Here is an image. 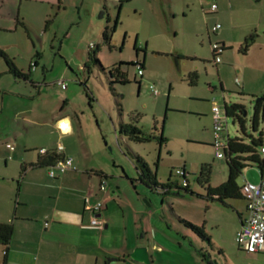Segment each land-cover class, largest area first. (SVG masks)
<instances>
[{"label": "rangeland", "instance_id": "rangeland-1", "mask_svg": "<svg viewBox=\"0 0 264 264\" xmlns=\"http://www.w3.org/2000/svg\"><path fill=\"white\" fill-rule=\"evenodd\" d=\"M211 4L217 6L215 12L209 11ZM1 22H8L11 28L0 30V49L19 71L36 72L31 77L42 83L43 90L38 97L35 87L23 86L20 79L13 82L12 74L2 73L9 71L0 57V88L33 94L26 101L7 97L11 104L0 115V124H5L2 129L9 133L15 126L21 128L17 121L23 114L11 120L10 115L24 105L60 112L68 103L65 111L72 116V109L82 110L83 138L89 151L97 152L90 159L94 164L100 162L109 183L116 181L128 189L144 207L147 201L136 196L131 182L138 177L134 155L156 172L158 183L169 180L173 187H181V178L174 171L185 169L195 195L173 189L169 195L176 199L168 204L155 193V220L173 237L179 222L172 213L191 223L205 214V198L197 196L205 195L206 186L197 181L200 166L210 165L212 185L228 175L225 158L215 156L210 142L212 99L221 108L224 102L240 103L246 111L244 131L236 119L227 117L228 137L248 140L249 135H261L264 140L262 112L255 130L251 125L254 102L264 94V0H0ZM215 23L221 27L213 32ZM106 24L113 28L108 44L102 38ZM250 35L255 41L245 49L244 39ZM221 41L226 48L216 65L210 44ZM88 53L100 65L91 64L88 69L84 65ZM135 60L143 61V76L128 64ZM121 61L125 64L120 65ZM117 64L129 79L125 84L108 75V68ZM192 72L196 74L194 84L188 79ZM127 122L150 135L149 141L138 143L121 135L119 125ZM161 131L164 141L159 144ZM26 138L42 145L50 140L32 129L28 136L20 132L19 144ZM67 138L66 142L72 140V136ZM27 151L28 156H36L35 149ZM248 168L256 170L255 165ZM12 171V165L5 168L0 157V176L9 177ZM240 181L239 176L237 183ZM10 188L12 184L0 179V204L11 197ZM217 208L225 218L233 216L230 207ZM205 232L211 238L209 250L213 245L221 248L212 252L215 264H264V252L243 251L230 231L216 236V228L206 226Z\"/></svg>", "mask_w": 264, "mask_h": 264}, {"label": "crops", "instance_id": "crops-1", "mask_svg": "<svg viewBox=\"0 0 264 264\" xmlns=\"http://www.w3.org/2000/svg\"><path fill=\"white\" fill-rule=\"evenodd\" d=\"M104 10L103 8L100 11V16ZM216 24L219 23L211 27L213 32L221 27L219 25L218 28L213 29ZM10 28L8 22L0 23L1 31ZM253 38L255 41L254 35ZM216 43H221L223 48H226L222 41ZM220 62L221 58L214 64ZM23 73L27 76L26 80L20 79L23 81V86L35 87V96L39 97L43 93L39 87L42 83L39 84L34 77H31V74L36 72ZM143 74L144 72L140 76ZM18 79L14 77L13 82H18ZM188 79L189 82L193 81L190 84L195 83L190 76ZM237 79L236 84H239L240 79ZM10 96L26 101L33 97V94L32 91L20 93L0 88V115L6 108H10L11 103L7 98ZM261 96L264 94L259 95ZM65 100L67 101V97ZM224 105L228 104L224 102ZM67 106L68 103H64L59 112L48 111L39 106L36 110V107L24 105L21 110L15 109V113L10 115L11 120L19 113L23 114L21 121H17L21 128L15 126V129L6 133L8 129H2L5 124H0V157L5 168L11 164L14 169V173L12 171L9 177L0 176V179L12 184L13 187L10 188L11 197L9 196L8 201L0 204V223L10 224L12 227L7 244H0V264H145L130 257V253L137 246L147 248L149 264H215L212 252L216 248L221 251V248L213 245L209 250L210 245L207 244L211 243V238L205 232L206 226L210 229L216 228V236L228 234L227 231H230L234 237L247 217L245 200L238 198L240 202L234 204L236 199H226L228 206L225 207L233 210V216L225 218L217 208L224 207L223 205L204 199L205 214L196 218L192 224L202 227L205 238L194 233L179 220V229L174 233L176 238L171 236L172 232L160 226L155 220L156 194L148 192L138 184L134 185L136 196L144 197L147 201L145 207L148 210L128 189H122L123 187L116 181L111 183L107 181V191L105 194H99L101 176L105 175L108 179V174L103 170L100 162L94 164L90 159L97 152H90L83 138L85 136L83 111L72 109V116L65 111ZM30 129L38 135L46 134L50 140L42 145L35 140L31 143L27 137L20 145V132L28 136ZM64 136L65 139L72 136V140L66 142ZM210 142L212 145V141ZM58 145L62 146L60 152L56 151ZM31 148L36 150L34 158L28 156L27 150ZM40 148H45L46 153H56L60 157L72 156V168L63 172L55 170V176L50 177L47 174L49 166L35 165L38 159L44 156L39 153ZM240 179L239 186L245 181L258 183L261 180V172L257 167L255 171L246 167ZM225 180L223 179L219 184ZM208 184L211 187L219 185H212L210 182ZM118 188L121 190L117 191ZM87 194L91 199L101 197L104 199V206L100 212L104 221L101 229L89 225L90 213L85 209L83 201L84 195ZM203 196L205 195L200 196V199H203ZM174 199L176 198L168 194L163 200L169 204ZM160 206L163 213V205ZM172 215L190 222L189 218L179 217L175 213ZM202 253L210 263L203 259Z\"/></svg>", "mask_w": 264, "mask_h": 264}, {"label": "trees", "instance_id": "trees-1", "mask_svg": "<svg viewBox=\"0 0 264 264\" xmlns=\"http://www.w3.org/2000/svg\"><path fill=\"white\" fill-rule=\"evenodd\" d=\"M117 17L118 16H116L115 18L114 25L117 22ZM112 30L113 28L109 27L108 24H106L102 31V38L106 44L110 42V32H112ZM253 41H254L253 35L246 37L243 42L244 48L247 49V47L250 46L253 43ZM216 44L221 48V50L224 49L222 46L223 44L221 43H216ZM135 50H138V49L135 48ZM212 56L213 57L220 56V54L215 53V52L213 54L212 52ZM0 57L3 58L5 64L7 65L9 73H11L16 78L24 79V80L27 79L26 74L19 71L14 66L10 58H8V56L1 49H0ZM91 64L100 65L97 57L94 54L90 55L88 53L86 61L84 62V65L88 69H90ZM119 64L120 65L125 64V62L121 61ZM119 64L113 65L111 68H108V75L110 78H115L114 82L125 84L129 81V79L126 73L121 70ZM128 64L134 65L137 70L140 69L143 72V67H144L143 61L135 60V61L129 62ZM138 75L140 76L141 74H138ZM189 76L192 79L196 77L194 73H191ZM190 82L193 83V81H190ZM137 84H139V81H137ZM261 112H262V115L264 116V96L258 97V100L257 101L255 100L254 102L253 114L251 117V125L254 130L257 127L259 115ZM225 113L227 116H231L234 119H236L242 131H244L245 118L242 116L243 107L241 104L231 103L229 105H225ZM119 133L121 135H124L127 139L134 141V142H138V143L149 141V139L151 138L150 135H145L144 132L141 129H139V127H137L133 122H127V123L120 124ZM163 141H164V136L161 131L158 137V143L162 144ZM262 146H264V140L261 135L258 137L249 135L248 140H244L242 137H238V136H234V137L227 136V144H226V147L224 148V156H223L225 158V163H226L227 170H228L227 178L224 182H222L221 184L217 186H214V187L209 186L208 182H209V176H210V165L202 164L200 166L197 181L199 183H204L206 185L205 186L206 194L203 197L205 199H208L209 201L217 202L223 206H228L226 202V199L228 198L230 199L243 198L244 199V197L242 196L240 192L241 186L238 185L237 179L239 176L242 175L243 170L250 165H255L261 172V179L264 178V170H263L264 160L261 158V155H260V149ZM45 153H44V156L38 159L37 163L35 164L36 166H51L53 165L55 161L61 158L56 153H52V152L51 153L48 152L46 154ZM134 156H135V160L137 163L136 169L138 170V177L136 179H131V182L133 185L138 184L140 185V187H142L143 189H146L148 192H151L154 194L157 193V194L162 195L163 197L166 196L167 194L172 193L171 190L173 189L176 190L175 192L181 189L185 192H188L189 194L195 195V193L188 186L187 179L185 177L187 172H185L184 169H181L182 174L178 175L181 178V187H178V186L173 187L172 183L169 180L166 182H161V183L156 182L155 180L156 172L154 171L152 173L149 170L146 163H144L137 155H134ZM155 165H157V162L155 163ZM101 178H102L101 180L106 181V184H107L106 191H107V188H108L107 176L102 175ZM98 192L99 194H105V192L99 191V186H98ZM176 195H179V194H176ZM197 196H202V195H197ZM101 198L103 199V197ZM178 220L184 226L192 230L194 233H196L200 237L202 236L205 238V235L202 232L201 226L194 225L190 223L189 221L182 219V218ZM11 232H12V227L10 224L0 223V244L2 245L7 244L10 238ZM202 257L204 260H206L207 263H210V261L206 259V255L204 253H202Z\"/></svg>", "mask_w": 264, "mask_h": 264}, {"label": "built area", "instance_id": "built-area-1", "mask_svg": "<svg viewBox=\"0 0 264 264\" xmlns=\"http://www.w3.org/2000/svg\"><path fill=\"white\" fill-rule=\"evenodd\" d=\"M216 5L211 4L209 10L215 11ZM219 27V24H216L213 29ZM211 51L219 53L221 48L216 44H210ZM89 47H93V44H90ZM220 61V56L213 57V62L217 63ZM138 74H142V71L137 70ZM238 83V79H235ZM58 84L61 88L65 87L63 81H58ZM154 94L156 90L152 85L149 86ZM210 114L212 119V145L215 148V156L221 158L224 156V148L227 144V119L223 108H221L215 101L212 99V105L210 108ZM225 132V133H224ZM226 137V138H225ZM9 148L12 149V146L7 144ZM57 151L62 150V146H57ZM39 153L44 154L46 152L45 148H40ZM261 158L264 160V146L260 149ZM73 158L72 156H62L53 165L49 166L47 174L50 177L55 176V170L63 172L67 169L72 168ZM175 174L181 175L182 170L176 169ZM106 181L101 180L99 184V191H106ZM240 192L246 201L247 217L244 223L235 233V241L237 245L246 252H260L264 250V178L261 179L258 183H253L250 181H245L240 188ZM84 207L90 213V222L89 225L94 228L101 229L104 226V221L100 216V212L104 206V200L102 198L91 199L89 194L84 195L83 198Z\"/></svg>", "mask_w": 264, "mask_h": 264}, {"label": "water", "instance_id": "water-1", "mask_svg": "<svg viewBox=\"0 0 264 264\" xmlns=\"http://www.w3.org/2000/svg\"><path fill=\"white\" fill-rule=\"evenodd\" d=\"M258 98H256V101ZM223 111L225 112V105L223 104ZM246 115V111L243 110V116ZM130 257L141 261L145 264H149V258H148V252L147 248L145 246H137L133 249V251L130 253Z\"/></svg>", "mask_w": 264, "mask_h": 264}, {"label": "flooded vegetation", "instance_id": "flooded-vegetation-1", "mask_svg": "<svg viewBox=\"0 0 264 264\" xmlns=\"http://www.w3.org/2000/svg\"><path fill=\"white\" fill-rule=\"evenodd\" d=\"M224 113H225V112H224ZM225 116H226V119H227L228 116L226 115V113H225ZM242 116H243V114H242ZM243 117H244V116H243ZM226 122H227V121H226ZM225 138H226V137H225ZM226 140H227V138H226Z\"/></svg>", "mask_w": 264, "mask_h": 264}, {"label": "clouds", "instance_id": "clouds-1", "mask_svg": "<svg viewBox=\"0 0 264 264\" xmlns=\"http://www.w3.org/2000/svg\"><path fill=\"white\" fill-rule=\"evenodd\" d=\"M186 177V176H185Z\"/></svg>", "mask_w": 264, "mask_h": 264}]
</instances>
